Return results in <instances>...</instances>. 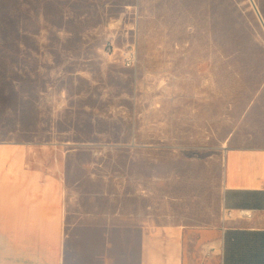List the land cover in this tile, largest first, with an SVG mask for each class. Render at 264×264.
<instances>
[{
    "label": "rangeland",
    "instance_id": "rangeland-1",
    "mask_svg": "<svg viewBox=\"0 0 264 264\" xmlns=\"http://www.w3.org/2000/svg\"><path fill=\"white\" fill-rule=\"evenodd\" d=\"M244 1L0 0V141L67 144L91 207L160 212L264 81L257 58L222 53Z\"/></svg>",
    "mask_w": 264,
    "mask_h": 264
},
{
    "label": "crops",
    "instance_id": "crops-1",
    "mask_svg": "<svg viewBox=\"0 0 264 264\" xmlns=\"http://www.w3.org/2000/svg\"><path fill=\"white\" fill-rule=\"evenodd\" d=\"M244 2L222 53L261 67L264 0ZM226 141L221 155L190 160L158 213L120 199L91 207L67 144L0 141V264H264V81Z\"/></svg>",
    "mask_w": 264,
    "mask_h": 264
},
{
    "label": "built area",
    "instance_id": "built-area-1",
    "mask_svg": "<svg viewBox=\"0 0 264 264\" xmlns=\"http://www.w3.org/2000/svg\"><path fill=\"white\" fill-rule=\"evenodd\" d=\"M136 61H137L136 52L133 49H131V51L128 50V52H126V56H125L126 65L127 66L135 65ZM240 214L244 215V216H251L250 211H241ZM229 215L231 216V213H229Z\"/></svg>",
    "mask_w": 264,
    "mask_h": 264
},
{
    "label": "bare ground",
    "instance_id": "bare-ground-1",
    "mask_svg": "<svg viewBox=\"0 0 264 264\" xmlns=\"http://www.w3.org/2000/svg\"><path fill=\"white\" fill-rule=\"evenodd\" d=\"M50 147V146H49ZM52 150V149H51ZM60 152V151H59ZM59 156V155H58ZM56 160V159H55ZM57 170V169H56ZM53 171V170H52Z\"/></svg>",
    "mask_w": 264,
    "mask_h": 264
}]
</instances>
